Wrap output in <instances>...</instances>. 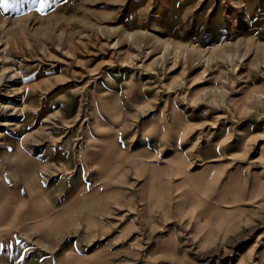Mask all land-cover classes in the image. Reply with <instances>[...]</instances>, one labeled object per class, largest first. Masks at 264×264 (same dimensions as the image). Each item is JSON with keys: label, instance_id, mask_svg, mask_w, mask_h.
I'll use <instances>...</instances> for the list:
<instances>
[{"label": "rangeland", "instance_id": "rangeland-1", "mask_svg": "<svg viewBox=\"0 0 264 264\" xmlns=\"http://www.w3.org/2000/svg\"><path fill=\"white\" fill-rule=\"evenodd\" d=\"M105 124L135 135L131 149L145 132L171 157L166 174L203 171L205 203L179 186L175 203L139 210L136 195L98 228L69 214L63 231L35 227L27 248L19 236L28 254L15 264H264V0L0 9V159L23 145L57 178L58 159Z\"/></svg>", "mask_w": 264, "mask_h": 264}, {"label": "crops", "instance_id": "crops-1", "mask_svg": "<svg viewBox=\"0 0 264 264\" xmlns=\"http://www.w3.org/2000/svg\"><path fill=\"white\" fill-rule=\"evenodd\" d=\"M87 132L81 141H77L73 161L70 154L58 159L57 178L45 173L44 164L41 166L40 159L32 156L23 145L17 147L20 151L0 159V264H15V259L26 258L28 253L15 247L19 236L25 237L20 241L26 242L35 227L52 223H57L53 233L63 231L69 214L77 223L98 228L104 214L114 209H133L136 195L139 210L145 206L153 210L162 203L173 204L179 190L192 193L199 203H205L204 181L202 184L193 181L202 173L205 176L204 172L190 171L187 166L182 170L184 179L182 173L181 179L174 172L166 174L163 168L172 165V159L162 158L163 148L151 137L146 139L145 132L142 138H137L132 149L129 140L135 135L123 131V126L94 125ZM69 164L74 166L71 168L67 166ZM238 177L236 174L228 181L233 195ZM135 181L137 190L133 187ZM179 186L184 189L175 192ZM220 196L218 202L225 201L230 195L223 193ZM150 200L153 202L147 204ZM47 237H50L49 233ZM26 245L24 248L29 244L26 242ZM62 250L60 248L61 257Z\"/></svg>", "mask_w": 264, "mask_h": 264}, {"label": "snow or ice", "instance_id": "snow-or-ice-1", "mask_svg": "<svg viewBox=\"0 0 264 264\" xmlns=\"http://www.w3.org/2000/svg\"><path fill=\"white\" fill-rule=\"evenodd\" d=\"M29 0H0V9H11L16 11L20 3H27Z\"/></svg>", "mask_w": 264, "mask_h": 264}, {"label": "bare ground", "instance_id": "bare-ground-1", "mask_svg": "<svg viewBox=\"0 0 264 264\" xmlns=\"http://www.w3.org/2000/svg\"><path fill=\"white\" fill-rule=\"evenodd\" d=\"M193 47H195V46H193ZM12 77L15 78L16 76L14 74H11L10 76H6L5 78H10L11 79Z\"/></svg>", "mask_w": 264, "mask_h": 264}]
</instances>
